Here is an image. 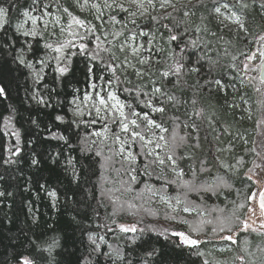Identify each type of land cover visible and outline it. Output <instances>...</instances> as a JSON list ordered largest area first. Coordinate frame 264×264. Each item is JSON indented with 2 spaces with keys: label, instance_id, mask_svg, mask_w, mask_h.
Returning a JSON list of instances; mask_svg holds the SVG:
<instances>
[{
  "label": "trees",
  "instance_id": "16d2710c",
  "mask_svg": "<svg viewBox=\"0 0 264 264\" xmlns=\"http://www.w3.org/2000/svg\"><path fill=\"white\" fill-rule=\"evenodd\" d=\"M225 3L229 9H221L234 12L246 31L220 21L214 9ZM262 4L264 0H189L136 19L135 24L120 10H104V21L115 16L121 23H104L101 27L93 11H81L75 0H40L38 5L33 0H0V7L8 9L7 23L0 28V86L6 91V98H0V264H17L20 256L34 255L33 241L46 248L53 240L57 246L51 256L44 252L39 264H124L116 258V249L131 264H264V235L241 230L254 190L246 173L256 157L253 144L264 119V85L253 68H244L246 54L264 50V41L260 40L264 36ZM45 6L61 16L67 26L70 18L63 13L64 8L97 25V31L83 41L71 36V29L62 35L43 32L35 38L17 31L24 12ZM141 30L148 35H139ZM117 31L123 32L118 39L103 34ZM132 34L136 41L143 39L144 48L138 57H127L131 66L125 67L122 62L127 53L120 51L119 42ZM172 34L179 39L170 42ZM68 40L77 46L87 43L90 50L97 43L110 48L118 57L115 63L120 65L115 76L103 68L99 58L91 61L90 53L79 54L78 47L66 49L76 54L68 55L69 71L59 74L54 59L59 54L45 44L56 46ZM21 48L31 68L14 59L21 55ZM100 57L103 63L110 60L107 52H101ZM145 58L148 64L138 63ZM255 60L260 67L258 52ZM177 62L184 65L178 77L171 75ZM93 64V82L104 90L111 80L110 87L120 100L132 104L137 112H147L168 129L148 132L141 117L137 122L142 133L155 140L163 135L169 143L173 134L178 143L179 137L185 138L175 152L185 175L178 178L167 164H152L153 157L145 158L139 140L132 144L137 155L136 163L131 164L136 168V181H130L129 164H118L107 156L112 147L94 135L105 128L104 121L93 111L79 118L74 115L85 93L92 90L86 72ZM194 67L199 71L190 70ZM136 70L145 75L137 76ZM165 71L170 73L168 77L163 76ZM37 73L43 77L39 82ZM217 80L222 88L213 83ZM154 87L161 93L153 94ZM40 97L46 103L38 102ZM149 100L155 107H164V113L146 107ZM58 116L63 119L58 120ZM93 119L97 120L94 124L90 123ZM107 128L114 133L120 131L111 120ZM166 151L155 149L161 158ZM96 152L101 154L97 156ZM216 157L230 167H222ZM241 159L242 163H237ZM201 160L208 161V171L200 170ZM145 163L149 164L150 175L143 174ZM192 167L196 169L194 182L201 189L198 193L179 187L183 181L193 180L189 171ZM165 179L177 183L157 193L179 197V210L160 208L154 200L152 213L163 212L156 219L133 214L139 201L152 196L145 186L161 190ZM129 186L131 191L127 190ZM209 187L215 188V194L202 190ZM51 192L56 196L49 195ZM185 200L189 212L183 211ZM240 204L245 207L239 208ZM220 219L236 234L235 244L220 239L232 234L227 230L219 233ZM201 220L211 223H204L201 232H193V226ZM120 225H134L137 231L122 232ZM176 233L207 242L192 248L183 245ZM97 245L99 252L95 251Z\"/></svg>",
  "mask_w": 264,
  "mask_h": 264
},
{
  "label": "snow or ice",
  "instance_id": "6c2138e0",
  "mask_svg": "<svg viewBox=\"0 0 264 264\" xmlns=\"http://www.w3.org/2000/svg\"><path fill=\"white\" fill-rule=\"evenodd\" d=\"M130 2L132 4H135L139 9L142 10L141 14H143L144 11H146L144 4L141 2V0H130ZM171 2V0H164V3L161 4V7H164L165 4H169ZM40 3V0H33V4L34 5H38ZM79 6L84 9V8H91L95 10L96 13V19L101 21V27L103 26L104 23H112V24H120L121 21L117 20L115 16H110L109 17V21H104V17H103V12H102V6L99 3H89V0H83L82 3L79 2ZM149 4H153V0H148ZM242 7H247L246 4H241ZM47 6H45L46 8ZM103 7L104 8H108V9H112V8H117L119 9L121 12H129V8L125 6V3L120 2V0H112V3H108V0H104L103 3ZM154 7V4H153ZM174 7V6H173ZM221 7H223L224 9H229V5L227 3L218 6L214 9V12L218 15V16H222L223 13L221 12ZM262 8H264V4L261 5ZM63 13L66 14L69 18H70V22L68 23V29H71L72 31L69 33L71 36L73 37H78L80 40H85L86 37L91 33V34H95V32L97 31V25L95 24H91L90 22L80 19L78 16H75L72 12L69 11L68 8H64L63 9ZM130 15H132L133 17L136 15L135 12H131L129 13ZM24 16H26L28 18V20L31 21L32 24V28L30 30H24L22 31V35L25 37H37L39 35L38 31H37V22L41 19V17L39 16H33V15H29V13L26 11L23 13ZM45 15H50V13L45 12ZM185 15H187V13H185ZM8 16V9L5 7H0V28H3L4 25L7 23L6 17ZM230 19L233 20L234 23L238 24L240 29L245 30L244 29V24L243 22L240 20V18L238 16H236V14L230 13L229 16ZM153 19H155V17H153ZM61 20L60 16H57L55 19V23L59 24ZM28 21L26 20L25 23H27ZM132 23L135 24V20H132ZM73 26H75V28H73ZM23 24L18 25L17 27V31H21V29H23ZM44 27L47 28V21H45ZM165 27H167L165 25ZM83 30V31H80ZM64 31V28L61 27V32ZM246 31V30H245ZM105 35V38H107V35L111 34L114 39H118L121 35H123V32H112V33H103ZM139 35L141 36H147L148 33L144 32L141 30V32L139 33ZM130 39L135 41L136 39V35L132 34L130 36ZM170 42L173 41H177L179 39V37L175 34H172L168 37ZM96 40L99 41V36H96ZM261 41H264V36L260 37ZM190 43L192 44L193 47L196 46V42L195 41H190ZM45 47L48 49H51L53 52L58 53L59 55H57L56 57H54V59L56 60V71L63 75L65 73H67L69 71V68L67 66V59H68V55H75L76 53H67L66 49H70L71 47H78L79 49V54H89V59L91 61H97L98 58L101 60L102 62V66L104 69H106L108 72H110L112 74V76H115L116 70L118 67H120V65L116 64L115 61L118 59V57H115L114 53L111 52L110 48H105L103 47L100 43H97L95 48L90 50L88 47L87 43H80L78 46L74 45L72 40H68L65 42H58L56 46H54L51 43H46ZM120 51L121 52H125V45L121 44L120 46ZM28 48L31 49V45L28 44ZM144 48L143 44H139V45H133L131 46V53L133 54V56H139L140 54V50ZM149 51H151V49H148ZM23 51L24 49L21 48L20 52L21 55L14 57L15 60H17L19 62V64L21 65H25L26 67L31 68L33 65L31 63H27L25 62V58L23 56ZM101 52H107L110 55V60L107 63H103V59L102 57H100V53ZM181 52H183V49H181ZM257 52L259 53V57L261 58V63H260V68L261 70H264V50H260L257 49ZM257 52H251L250 54H246L245 59L246 60H255L257 57ZM233 59H236V57H233ZM39 64H44L45 61L44 60H38L37 61ZM124 64L125 67H130L131 65H129L127 63V56H125V60L122 62ZM138 63L143 65V64H148L149 60L148 58L145 59H139ZM184 65L182 63L177 62L175 68L172 70L171 75L173 76H177L180 74L181 70L183 69ZM234 67V65H233ZM248 65L244 64V68L247 69ZM94 68L95 65H90L87 66V72H86V78L90 81V87L92 89V92L95 93V99H93V96L91 93L86 92L85 93V99L89 100L92 102V106L93 109L95 111L96 117L103 120L104 124H105V131H108L107 129V123L108 120L111 119V121L117 125V127L120 128L121 133H123L127 138L123 139L121 135L119 134H113L114 136V140L116 142H118L119 144V148H118V152L117 154L120 155L121 157H126L129 161V178L130 181L134 182L137 180V176H136V168L131 166V163L135 161L136 156L134 155L133 151L131 150V146L129 144V141H131V144H135L137 140L140 141V147L142 150L145 151V158L147 157H153V159L151 160L152 164H157L159 166H164L165 164H167L173 174L175 176L182 177L183 175H185L183 169L179 168L178 162H177V158L175 156V152L176 149L180 146V143H184L185 142V138L184 137H179V143L177 142V137L175 136V134H173L172 137V142L169 143L165 137L163 135H160L158 137L157 140H152V139H146V134L142 133V131H140V124L137 122L138 119H140L142 117V122L144 123L145 129H147L148 132H151L152 129H159L161 133L163 132H167L168 129L163 127L162 124L157 123L156 120L151 119L149 114L147 112H137L132 104L130 103H126L125 101L120 100V98L113 92H107L104 93L103 92V86L99 85L97 82H93V75H94ZM191 71H199L198 68H192L190 69ZM137 76L143 77L145 75V73L136 70L135 73ZM170 75V73L168 71H165L163 73L164 77H168ZM37 82H39L40 80L43 79L42 76H40L39 73H37ZM98 79H103V77H100ZM111 80H109L107 83L109 85H111ZM213 83H215L217 86H220L221 88L223 87V85L221 84V82L219 80L217 81H213ZM261 83H264V79L261 80ZM124 91H129L127 89H125ZM156 93H161V89L158 87H154L153 89V94ZM139 96V93L137 94V98ZM0 98H6V91L5 88L3 86H0ZM169 100H174V97L169 96L168 97ZM40 103H46V101L40 97L39 101ZM73 103H75V100H73ZM146 107H150L152 109V111L155 112H159V113H164L165 109L164 107H155L152 105V101L149 100L146 105ZM128 109V112L125 111V109ZM77 114H79V109H77ZM89 115H92V112L89 111ZM130 117H134V118H130ZM58 120H62V117H57ZM97 120L93 119L92 121H90V123H96ZM194 127V126H193ZM17 137L19 136V133H16ZM94 135L96 136H102L103 133L101 132H96L94 133ZM60 139H65L63 136L59 137ZM105 139H107L108 137H104ZM151 145L152 148L149 149L148 146ZM160 148H164L167 149V151L165 152V155L163 158L160 157L158 152H155V149H160ZM222 151V149H221ZM101 153L100 152H96V155L99 156ZM189 159H192L191 156L188 157ZM215 160L217 162H219L221 164L222 167L224 168H229L230 166L227 164H223L222 162L219 161V157H216ZM33 163H36V161H33ZM208 163V161L206 160H201L200 161V170L201 171H208L209 169L206 167V164ZM237 163H242V159L240 161H238ZM257 167H259V165H257ZM148 168H149V164L145 163L144 165V175H150V173L148 172ZM189 171L191 172L192 176H193V180H185L183 181L182 184L179 185V187H182L184 189L187 190V192H200L201 189L198 188V186L195 184L194 179L196 177V169L194 167L190 168ZM157 180H160L161 177H156ZM249 179H251V177H249ZM176 180H172V181H168L167 179L164 180V184L162 186L161 190H157L152 186H145V190L147 192L152 193L153 195L157 194V192L162 191V190H166L167 185L169 184H176ZM221 184H223L225 187H228V185L221 180ZM128 191H131V187L129 186V188L127 189ZM205 192H212L213 194H215V188L213 187H209L206 189H202ZM0 195H3V193H0ZM49 195H51L52 197L56 196L55 192H51L49 193ZM161 200L165 203L168 204L169 206H171V200L172 198L167 197V195H162ZM255 198V193L252 194V196L249 197V200H252ZM176 203H181V200L179 197L175 198ZM183 203H185V207L183 208L184 212H189L191 209L188 207L187 205V201L185 200ZM129 207H135V205L130 204ZM239 208H244L245 205L244 204H240L238 206ZM260 207L262 210H264V192L261 193V199H260ZM251 211V209H249ZM115 214V213H114ZM238 219V218H237ZM186 222V221H185ZM204 223H211V221H203L201 220L198 224L194 225L192 230L193 232L199 233L203 230V225ZM262 227H264V225H261ZM251 227V225L248 223L247 220H244L242 222V231H248L249 228ZM120 231L122 232H132L135 233L137 231V228L133 225V226H126V225H120L119 226ZM228 231L229 233H232V228L230 226H228V224H226L224 219H220L219 220V233H223L225 231ZM142 231V230H141ZM217 229H213V232H216ZM252 231H256L255 228H252ZM176 235H179L181 237V243L183 245L192 247V248H197L201 243H206L207 241H201L195 238H192L189 235H186L185 233H176ZM236 234L232 233L229 235H222L220 236V239L225 240V241H230L231 243L235 244L236 243V239H235ZM90 239H92L90 237ZM101 239H103V237H101ZM134 242V241H133ZM33 250H34V255L32 256H20L18 258L17 264H39V260L42 257V254L44 252H47L49 254V256H51L52 251L54 250V248L57 246L58 242L53 240L51 244H49L46 248L43 247L41 244L33 241ZM93 243H95V240L93 239ZM95 251L99 252V245L96 246ZM115 251V256L118 260L124 262V264H131L130 260H126L124 254L119 250L116 249ZM106 255H111V253H108ZM149 255H151V253H149ZM199 255L203 256V253H199ZM240 259H243L242 257ZM205 264H207V262H205Z\"/></svg>",
  "mask_w": 264,
  "mask_h": 264
},
{
  "label": "rangeland",
  "instance_id": "374dc122",
  "mask_svg": "<svg viewBox=\"0 0 264 264\" xmlns=\"http://www.w3.org/2000/svg\"><path fill=\"white\" fill-rule=\"evenodd\" d=\"M75 1L77 2L78 8L81 11L86 9V8L82 9L79 6L78 0H75ZM79 2L82 3L83 0H79ZM120 2L125 3V6L129 8V12H124V13H125V17L128 18L129 21H132V20H136V19H143V18H146V17L151 16V15H156L158 12H160V13L164 12V11L168 10L169 7H171L173 5L177 6V5L186 4L187 2H189V0H171V2L169 4H165L164 7H161V4L164 3V0H153L154 7H153V4L148 3V0H141V2L144 4V7L146 9V11H144L143 14H141L142 10L139 9L135 4H132L130 2V0H120ZM89 3L90 4L91 3L101 4L102 12L104 10H107V11L119 10L117 8H112V9L104 8L103 7L104 0H89ZM108 3H112V0H108ZM91 11H93L94 16H96L95 10L91 9ZM45 12L50 13V15H45ZM131 12H135L136 15L133 17L132 15L129 14ZM221 12L223 13V15L220 16V21L224 25H228V26H232V27H236V26L238 27L239 26L238 24L234 23L232 19L229 18L231 12H227L225 10L223 11L222 9H221ZM28 13H29V15L41 17V19L37 22V26H36L39 35L43 32H49V33H53V34L62 35L68 30L67 22L64 21V19L61 16H60L61 17L60 23L59 24L55 23V19L59 15L52 13L48 7H46V8L43 7L39 10L34 9L33 11H30ZM26 20L28 21L27 23H25ZM45 21H47V28L44 27ZM21 24H23V26H24L23 29H21V31H20L21 33L24 30H30L32 28L31 21L28 20V18L26 16L22 17V19L18 25H21ZM18 25H17V27H18ZM61 27L64 28L63 32H61ZM130 36L125 37V39L121 43L119 42V46L121 44L125 45V49H126L125 52L127 53V57H129V58L133 57V54L130 51L131 46L143 44V39H139L138 41H136V39H135V41H133L130 39ZM28 38H33V37L29 36ZM119 49H120V47H119ZM256 63H257L256 60H251V61L248 60L246 64L248 65V68H253L257 73H259V67L256 66L257 65ZM103 92L104 93H107V92L115 93L114 89H112L110 87V85H107L105 87V89L103 90ZM90 93L92 94L93 99H95L96 98L95 93L92 92V90ZM77 109H79V114H77ZM77 109L74 112V115L77 118L81 117L83 114H85L89 111H93V113L95 114V111H94L93 106H92V102L89 100H86L85 97L80 102V105ZM250 114L251 113H249V115ZM95 116H96V114H95ZM109 120H111V119H109ZM109 120H108V122H109ZM107 129H108V131H105V128L99 129L97 131V132L103 133L102 136H99L100 140L102 142H106V143L110 144L107 146L112 147L109 149V151H108L109 154H107V156L110 159L114 160L118 164H123V163L129 164V161L126 157H121L120 155L117 154L119 144H118V142H116L114 140L113 134H119L122 136L123 139H126V136H123L124 134L121 133V131H119L118 133H114L113 130H110V128H107ZM105 136L108 138L105 139L104 138ZM96 137H98V136H96ZM146 139H152L155 141V139L152 135L146 136ZM102 144L105 146V143H102ZM129 144L131 146V150L133 151L131 141H129ZM253 145H254V152H255L256 157L254 158V160H253V162H252V164H251V166H250V168L246 174H247V176L251 177V180L253 181L254 190L252 191V194L255 193V198L250 200V204L248 206V210L246 213V220L251 225V227L249 228L251 231H252V228H255L256 231H253V232L260 233V234L264 235V227L261 226V225H264V218L262 216L260 209L257 206V196H258V193L260 192L261 188L263 187V182H264V119H262L260 121L259 128H258V135H257V137L255 139V143ZM148 148L151 149L152 146L149 145ZM117 156L119 159H117ZM135 156H137V155H135ZM136 161L137 160L135 159V161L132 162L131 164L136 163ZM257 165H259V167H257ZM252 194L250 196H252ZM161 196L162 195L159 193H157L155 195L152 194V196L146 197L145 200H142L141 202L139 201L135 210L132 213L135 215L146 217V218L156 219V215H160L163 212H161L160 214H156V213L153 214L152 213L153 211L150 208L153 207V206H151V204L154 200L157 203L156 205L160 208L168 209L171 211H178L179 210L180 203H176L175 198H173L171 200V206H169L168 204H165L161 200V198H160ZM141 197H142V195H140V198ZM151 197H153V198H151ZM249 209H251V211Z\"/></svg>",
  "mask_w": 264,
  "mask_h": 264
},
{
  "label": "water",
  "instance_id": "95a60500",
  "mask_svg": "<svg viewBox=\"0 0 264 264\" xmlns=\"http://www.w3.org/2000/svg\"><path fill=\"white\" fill-rule=\"evenodd\" d=\"M258 77H259V81L261 83V80L264 79V70H261V68L259 67V73H258ZM264 85V83H262ZM264 192V182H263V187L260 190L258 196H257V206L260 209L262 216L264 218V210L261 209L260 207V199H261V193Z\"/></svg>",
  "mask_w": 264,
  "mask_h": 264
},
{
  "label": "flooded vegetation",
  "instance_id": "af4514ba",
  "mask_svg": "<svg viewBox=\"0 0 264 264\" xmlns=\"http://www.w3.org/2000/svg\"><path fill=\"white\" fill-rule=\"evenodd\" d=\"M262 189V188H261ZM259 194V193H258Z\"/></svg>",
  "mask_w": 264,
  "mask_h": 264
},
{
  "label": "bare ground",
  "instance_id": "6f19581e",
  "mask_svg": "<svg viewBox=\"0 0 264 264\" xmlns=\"http://www.w3.org/2000/svg\"><path fill=\"white\" fill-rule=\"evenodd\" d=\"M202 241V240H201Z\"/></svg>",
  "mask_w": 264,
  "mask_h": 264
}]
</instances>
